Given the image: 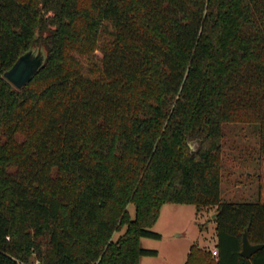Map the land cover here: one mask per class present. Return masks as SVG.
Listing matches in <instances>:
<instances>
[{
	"label": "trees",
	"instance_id": "16d2710c",
	"mask_svg": "<svg viewBox=\"0 0 264 264\" xmlns=\"http://www.w3.org/2000/svg\"><path fill=\"white\" fill-rule=\"evenodd\" d=\"M231 122L261 129L257 201L222 200ZM169 203L217 207L185 264H264V0H0V264H141Z\"/></svg>",
	"mask_w": 264,
	"mask_h": 264
},
{
	"label": "rangeland",
	"instance_id": "374dc122",
	"mask_svg": "<svg viewBox=\"0 0 264 264\" xmlns=\"http://www.w3.org/2000/svg\"><path fill=\"white\" fill-rule=\"evenodd\" d=\"M224 133L222 200L257 201L260 194L261 129L257 123L231 122L224 125ZM191 146L196 148V143L192 142ZM129 209L135 213L133 204ZM214 214H217V207L199 210L194 204H166L153 228L162 234V238L142 239L143 247L158 250V255L145 256L141 264H185L193 244L210 249L213 254L217 234ZM123 231L115 233L114 239Z\"/></svg>",
	"mask_w": 264,
	"mask_h": 264
},
{
	"label": "water",
	"instance_id": "95a60500",
	"mask_svg": "<svg viewBox=\"0 0 264 264\" xmlns=\"http://www.w3.org/2000/svg\"><path fill=\"white\" fill-rule=\"evenodd\" d=\"M47 58V50L43 44L33 46L30 50L24 52L14 65L5 72V77L17 88L26 86L33 77L44 66ZM216 217V214L213 215ZM264 247V243L254 244L250 241L248 231L243 233V247L241 254L247 258L259 249Z\"/></svg>",
	"mask_w": 264,
	"mask_h": 264
},
{
	"label": "crops",
	"instance_id": "0c3cea01",
	"mask_svg": "<svg viewBox=\"0 0 264 264\" xmlns=\"http://www.w3.org/2000/svg\"><path fill=\"white\" fill-rule=\"evenodd\" d=\"M166 205V204H165ZM164 205V206H165ZM163 206V207H164ZM163 207H162V209H161V213H162V210H163ZM161 213H160V216H161ZM160 218V217H159ZM159 220V219H158ZM158 222V221H157ZM156 225V224H155ZM216 231H217V226H216ZM201 234H202V232H201ZM217 243V234H216V236H215V243H214V245ZM190 251V250H189Z\"/></svg>",
	"mask_w": 264,
	"mask_h": 264
},
{
	"label": "built area",
	"instance_id": "2783aa9c",
	"mask_svg": "<svg viewBox=\"0 0 264 264\" xmlns=\"http://www.w3.org/2000/svg\"><path fill=\"white\" fill-rule=\"evenodd\" d=\"M213 254L214 255H217L218 253H217V249H215L214 251H213Z\"/></svg>",
	"mask_w": 264,
	"mask_h": 264
}]
</instances>
